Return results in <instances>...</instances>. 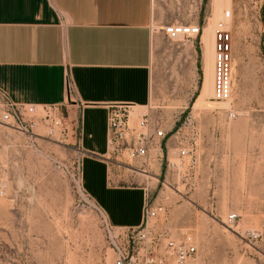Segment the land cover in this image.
Returning a JSON list of instances; mask_svg holds the SVG:
<instances>
[{"label":"rangeland","instance_id":"374dc122","mask_svg":"<svg viewBox=\"0 0 264 264\" xmlns=\"http://www.w3.org/2000/svg\"><path fill=\"white\" fill-rule=\"evenodd\" d=\"M219 11L230 14L227 26L218 25ZM173 15L180 22L191 21L188 13ZM208 16L209 4L199 23L202 43L213 31L212 64L215 30L232 33L227 105L195 104L204 67L195 56L198 38L170 40L161 24L152 21V115L170 130L167 156L175 159L176 143L198 135L178 169L165 174L161 165V179L165 175L174 188L133 173L127 165L94 158L110 167L109 176H117L118 185L148 183L155 204L163 207L151 222V236L193 242L197 253L188 264H264V0H218ZM1 105L0 99V115ZM66 105L70 120L79 121L70 102ZM229 110L234 118L227 117ZM32 131L34 135L21 133L0 119V264H113L117 249L127 248L128 233L105 222L79 196L66 170L56 167L55 161L69 170H75L78 160L82 164L76 140L46 135L42 124ZM84 175L91 188L88 161ZM90 201L97 204L92 197ZM231 211L238 214L239 232L224 224ZM248 228L262 230V237L249 244L240 235Z\"/></svg>","mask_w":264,"mask_h":264},{"label":"crops","instance_id":"0c3cea01","mask_svg":"<svg viewBox=\"0 0 264 264\" xmlns=\"http://www.w3.org/2000/svg\"><path fill=\"white\" fill-rule=\"evenodd\" d=\"M208 4L207 19L211 0H0V90L14 102H70L79 118L82 185L86 190L88 161V193L114 227L140 224L143 191L118 185L110 167L94 158L106 151L107 105L152 98V21L177 22L173 14L180 12L199 23ZM194 49L203 64L200 38Z\"/></svg>","mask_w":264,"mask_h":264},{"label":"built area","instance_id":"2783aa9c","mask_svg":"<svg viewBox=\"0 0 264 264\" xmlns=\"http://www.w3.org/2000/svg\"><path fill=\"white\" fill-rule=\"evenodd\" d=\"M222 27L221 25H219ZM156 30L155 27L151 28ZM163 35L170 40L187 38L194 40L200 38L203 27L200 23L170 22L160 26ZM232 33L230 30L219 28L214 33L213 54V96L218 100H227L231 94L232 87ZM66 94H71V86L66 79ZM2 109L0 119L11 125L21 133L33 134V127L42 124L46 135L56 136L62 140L68 136L77 139L80 131L79 121L70 120L68 106L65 102L56 105H38L32 103L14 102L8 95L0 90ZM68 100V99H67ZM108 134L106 139V151L102 158L117 166L127 165L128 170L137 174H150L156 177V182L161 186H171L173 183L167 181V177L161 179V165L164 172L173 173L180 167V162L191 155L192 146L196 143L198 135L196 132L188 138L180 139L173 148L175 159L167 156L169 149L168 132L161 120L152 115L153 105L150 99L144 105L133 103H109L107 105ZM41 109V110H40ZM40 111L42 115L40 114ZM229 119L235 117L232 110L227 112ZM195 130L194 126L190 127ZM180 127L175 131L178 134ZM175 160H178L177 162ZM154 161L156 167L151 162ZM56 167L66 170L73 179L79 196L90 203L108 221L106 214L99 204L91 203V196L82 185L81 160L76 162L75 170H69L64 163L55 161ZM143 190L141 221L135 227L122 228L127 234V248H118L117 256L113 264H188L195 258L197 249L193 242L176 241L170 237L158 235L151 236L153 229L151 222L163 211L160 204H155L149 185L146 182L141 185ZM174 188V187H173ZM238 214L229 212L224 224L236 231L238 229ZM107 224V223H106ZM241 237L249 244L257 241L263 235L259 229H244ZM150 242V244L148 243ZM132 246L130 248V244ZM140 244V245H138ZM162 248V249H161Z\"/></svg>","mask_w":264,"mask_h":264},{"label":"bare ground","instance_id":"6f19581e","mask_svg":"<svg viewBox=\"0 0 264 264\" xmlns=\"http://www.w3.org/2000/svg\"><path fill=\"white\" fill-rule=\"evenodd\" d=\"M218 0H211L212 3V12L216 11ZM219 18H218V25H228V17L230 14H224L223 11L218 12ZM213 32V31H212ZM212 32L209 33L206 41L202 43L203 50H204V62H203V84L202 89L198 97L196 98V105H201L202 103H213L217 102L220 105H227L228 101L225 100H218L213 96L212 92V86H213V64H212V52H213V37ZM203 34V30H202ZM201 34V36H202ZM201 36H200V42H201ZM144 176L150 177L153 180H156V177L154 175L150 174H143Z\"/></svg>","mask_w":264,"mask_h":264}]
</instances>
